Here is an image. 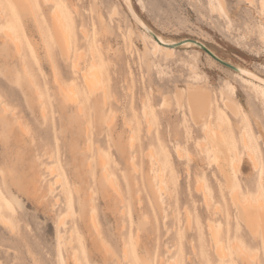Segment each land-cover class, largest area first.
I'll return each instance as SVG.
<instances>
[{
  "label": "rangeland",
  "instance_id": "374dc122",
  "mask_svg": "<svg viewBox=\"0 0 264 264\" xmlns=\"http://www.w3.org/2000/svg\"><path fill=\"white\" fill-rule=\"evenodd\" d=\"M130 1L139 18L163 40L175 44L186 38L198 40L222 60L264 77V15L259 0H224L225 11L218 0ZM64 3L69 55L54 39L51 2L0 0V98L24 116L21 122L26 127L19 131L17 125L11 130L0 126V174L23 189L30 185L31 191L35 172L46 185L51 179L42 168L54 166L66 181L59 183L70 188L75 218L78 195L87 194L106 245L120 255L122 234L128 236L132 264H137L139 253L146 256L147 264H159L160 258L199 264V254L202 264H216L209 222L227 248L235 239L252 253L254 264H264L259 232L251 236L230 199L235 188L243 198L257 191V173L244 166L235 174L230 164L235 154L243 156L242 133L249 128L264 161L263 144L253 123L254 118L264 121V97L237 70L212 61L203 49L178 46L173 58H166L161 49L151 54L152 39L131 18L123 0ZM2 19L10 22L20 43L18 54L4 39ZM139 33L146 36V51ZM75 52L82 55L79 70H73ZM93 60L102 73L105 101L100 90L89 94L81 77ZM57 81L74 84L82 114L75 104L62 101ZM193 85L210 95L206 119L215 125L216 115L220 117L223 147L207 142L206 150L200 152L196 146L205 136L188 111L187 90ZM227 101L239 108L238 118L225 108ZM144 108L150 116V131L142 118ZM176 148L182 151L180 158ZM100 155L116 182L117 192L110 191V197L105 194L108 188L101 177ZM215 158L226 163L228 183ZM159 163L165 192H158L152 180ZM59 183L49 201L60 194ZM205 192L211 195L210 207L204 204ZM18 193L17 197L6 192L0 178V199H10L9 221L16 232L0 226V264H72V248L80 264H106L103 246L97 247L82 234L86 232L79 221L75 227L82 237L61 242L55 232L58 210L38 209L35 198L28 200L23 191ZM109 202L108 208L105 203ZM64 241H72L71 247ZM231 260L242 264L233 254Z\"/></svg>",
  "mask_w": 264,
  "mask_h": 264
},
{
  "label": "bare ground",
  "instance_id": "6f19581e",
  "mask_svg": "<svg viewBox=\"0 0 264 264\" xmlns=\"http://www.w3.org/2000/svg\"><path fill=\"white\" fill-rule=\"evenodd\" d=\"M19 1H24V0H19ZM44 1L46 3L51 2L52 4V1L54 0H44ZM123 1L126 6V9H128V13L131 15V18L135 21L137 26L140 29H142L143 32L152 39V44L150 45V47L153 48V51L151 52V54L156 55L158 50L161 49L163 54L166 56V58H173L174 48L176 47L175 43H169L163 40V38L157 36L139 18L138 14L134 10V7L131 1L130 0H123ZM248 1L249 0H247V3H249ZM259 1H260L259 5H261V9L264 15V10H263L264 0H259ZM218 2L221 8L225 11V3H224L225 1L218 0ZM64 8H66L64 0H63V3L56 0L52 4V6L49 8L50 21H51L52 29L54 32V39L57 45L59 46V48L62 50V52L65 55H69L71 53L70 36L68 32V20H67V16L64 11ZM115 13L116 11H114V14ZM1 32L3 33L4 39H6L8 44L11 45L13 51L17 54L20 53L21 52L20 43L18 39L15 37L10 27V22L8 20L2 19ZM139 36L142 40L143 50L146 51L148 49V45L146 43V40H147L146 36L141 33H139ZM263 40H264V37L262 38V41ZM200 43L204 45V43L202 42ZM181 47H185V48L197 47L201 49V47L198 46L197 43L191 42V41L183 42L180 45V48ZM210 51L215 56H217L211 49ZM205 54L209 58H211L212 61L217 62L220 65H222L220 62H218V60L213 58L210 54H207V53ZM74 57L75 59L73 61V70H79L78 59H80L82 55L79 52L78 53L75 52ZM223 61L231 65V62H228L225 60ZM235 67L237 69V71L235 72L241 76L243 81L246 84L250 85L252 90L257 91V93H259L260 96L264 97V77L258 75L257 73L247 68H243L240 66H235ZM81 77H82L83 83L89 94H92V95L96 94L97 91L100 90L102 99L104 101L106 100L105 89L101 82L102 73L100 72L99 67L97 63L95 62V60L91 62L89 69H86L85 71L82 72ZM57 84L62 93L61 95L62 101L65 103L75 104L76 111L82 114V106L80 105L78 101V98H77L78 95H77V91H76L74 84L70 83L68 85H62L58 81H57ZM187 101H188V104H187L188 111H189L193 124H195L196 126H201L202 132L205 136V140L198 141L196 144L199 151L204 152L206 150L207 142L211 143L214 148L217 142L221 143L222 144L221 147H223L224 146L223 143L225 141V133L222 131V123L220 121V117L216 115L215 125H212L211 121H208L206 119L207 114L209 113L211 109V99H210L209 93L201 89V87L199 86H194V85L189 86L187 90ZM224 106L234 118H238L239 108L236 107L233 102L227 101L225 102ZM46 114L47 113L45 109L42 108L41 110L42 117L46 118L47 116ZM23 117L21 116V114H19V112L17 113L15 109H11L9 105L3 102L0 98V126L4 128L7 127L8 129L10 128L9 130H11V128H13L14 125H17L19 131H21L22 129H26L25 126H22L21 120ZM142 118H143L144 123L148 127L147 131H150L149 130L151 126L150 116H149L148 111L145 108L143 109V112H142ZM253 123L258 133L257 139L262 142L263 148H264V121H261L258 118H254ZM127 124L129 125V123ZM252 133L253 132L251 128H249L248 131H244L242 133V146L244 149L243 156H238L235 154L230 165H231V169L233 173L235 174L241 173L244 166H247L249 168L250 173H257V178H258L257 179L258 180L257 181V186H258L257 191L253 197L248 196L246 198H243L240 195L238 189L235 188L231 193L230 199L237 211L239 220L245 225L246 229L251 233V236H255L257 235L256 233L259 232L260 241L264 249V161L262 160L260 147L256 143V138L254 139V136ZM130 141H133V136L130 137ZM181 152H180V148H176L175 154L178 158L182 156V154L180 155ZM148 154H150V156L154 159L155 156L152 155V152L149 151ZM49 158H51V156H49ZM224 158L225 160L227 159L225 156ZM215 161H216L215 162L216 168L221 173V175L224 176V178L226 179L228 183L229 179H228V173L225 167L226 163L221 164V162H219L216 158H215ZM106 162L107 161L104 160V156L102 157V155H100L99 164L102 167L101 177H102V181L108 188L105 194L107 197H110L111 195L109 194V192L110 191L114 192V190H116V185H115L116 182L113 181L114 179H112L111 177L110 170L107 169ZM131 164L133 165V163ZM158 167H159L158 173L153 174L152 180L153 182L154 181L157 182L156 190L158 192H162V191L165 192V185L162 179L163 169H162L161 163L158 164ZM42 169H43V173L46 172L47 175L49 176V179H51V181H47V183L48 182L49 183L48 184L46 183V185L42 184V182H44V179L42 181L41 179L42 177L40 178V174L38 175L35 172V175L33 174L34 175L33 181L31 180V183L33 186L31 191L28 189L29 188L28 186L30 185L27 186V189L25 188L23 189L17 186V184L13 181L12 178H8V175H5L1 172L0 178L2 179L3 185L5 186V191L17 197L19 196L18 191H23V193L25 194L28 200H30V198H35L37 205L39 204L38 209L43 208L46 211L52 213L53 210L56 208L58 210V215H57L58 218H57V222L55 226V232H56V237L59 241L63 242V238H66V237H70V239H73L74 237L78 239L81 238L82 235L81 234L78 235L79 232L77 231L75 227L76 221H79L80 224L82 225L81 228H83L84 231L87 233L86 234L82 232V234L87 235V237L91 240V242L95 244L97 247L100 246V248L102 249L101 246H103L102 253H103V258L106 264H113V262L114 263L116 262L117 264L118 263L132 264L131 255L128 250V236H126L125 234H122L123 235V239L121 240L122 251L120 255L112 251V249L105 243L104 234L100 232L99 223L96 220V216H95L96 214L95 209L93 208V202L90 198H88L87 194L83 193V195H80L81 194L80 193L78 195L77 194L78 191L75 190L76 191L75 194L78 195L79 197V202L77 205V211H78L77 215L78 216L77 218H75L74 215L77 212L74 211V205H72V202H71L72 198L70 194V188L68 189L67 186L64 187L62 184L59 183L63 179V176L60 175V172L59 173L56 172V168L54 166L45 165ZM37 173L39 172L37 171ZM63 181L65 180L63 179ZM58 183L60 184V187H61V188L60 187L58 188L60 189V192H59L60 194L55 197L53 196L54 198L51 201H49L47 197L48 196L50 197V195L52 196L55 191H58L57 189L55 190V187H54V185H57ZM196 183H199V182L197 181ZM65 185H67V183ZM149 186H151L150 182H149ZM201 187H202V183H201ZM74 189L75 188H73V191ZM87 193L91 194V192L89 193V191ZM113 194L115 195V193ZM202 195H203L205 206L210 207V202H211L210 193L205 192ZM114 200H116V198ZM105 205L108 208L111 206L110 202L109 204L105 203ZM0 207H4L3 211L0 210V226L3 229L9 231L11 234H15L16 233L15 228L9 221V215H11L12 213L10 199L8 197L4 199H0ZM215 210L217 211V207H215ZM215 228L216 227L214 226L212 222L208 223V229L210 231L211 239L214 244V260L216 264H233V261L231 260L232 254L238 260H240L242 264H254L251 261L252 253L250 251L246 250L243 247V245L235 239H233L232 241H229V248H227V246L224 244L222 239L218 236ZM71 243L72 241H68V242L64 241L65 246L67 245L71 247L70 246ZM229 249L231 253L229 252ZM198 257L200 259L199 264H202L203 263L202 255L199 254ZM145 258L146 256L144 257L143 255H141V253H139L138 260H135V262L137 264H147L145 261L146 260ZM71 262L72 264H80L79 258L73 248L71 249ZM159 264H178V263L175 260L160 258Z\"/></svg>",
  "mask_w": 264,
  "mask_h": 264
},
{
  "label": "water",
  "instance_id": "95a60500",
  "mask_svg": "<svg viewBox=\"0 0 264 264\" xmlns=\"http://www.w3.org/2000/svg\"><path fill=\"white\" fill-rule=\"evenodd\" d=\"M188 41H191V42H195V43H197V45L200 46L201 49H203L205 52H207L208 54H210L213 58H215L216 60H218V62H220V63L223 64L224 66L228 67L229 69H231V70H237V69L235 68V66L230 65V64H227V63H225L223 60H221L219 57L215 56V55H214L209 49L206 48V46H204L203 44H201L200 41H198V40L186 38L184 41H180V42H178V44H175V46L178 47V46H180L183 42H188Z\"/></svg>",
  "mask_w": 264,
  "mask_h": 264
}]
</instances>
